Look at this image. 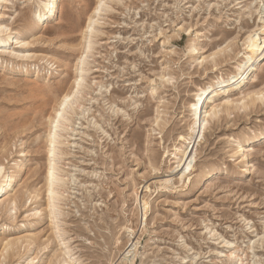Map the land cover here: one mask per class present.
Returning a JSON list of instances; mask_svg holds the SVG:
<instances>
[{
	"label": "rangeland",
	"instance_id": "1",
	"mask_svg": "<svg viewBox=\"0 0 264 264\" xmlns=\"http://www.w3.org/2000/svg\"><path fill=\"white\" fill-rule=\"evenodd\" d=\"M37 3L0 5L20 41L0 52V166L19 173L2 198L16 196L15 207L0 203V264H240L234 254L264 264V96L234 106L240 90L218 87L201 116L213 100L234 102L205 124L191 173L180 179L172 158L198 88L235 70L264 0H107L80 105L56 126L50 160L63 184L52 201L50 117L74 83L96 0H63L46 26H35ZM256 66L245 91L264 95V61Z\"/></svg>",
	"mask_w": 264,
	"mask_h": 264
},
{
	"label": "bare ground",
	"instance_id": "2",
	"mask_svg": "<svg viewBox=\"0 0 264 264\" xmlns=\"http://www.w3.org/2000/svg\"><path fill=\"white\" fill-rule=\"evenodd\" d=\"M5 0H0V5ZM63 0H38V3L36 5L35 10L33 11L34 16V23L35 26H46L47 24L51 23L52 21H55L57 18V12L56 7L59 3H61ZM107 0H96V3L92 9V12L89 14V16H86V23L83 26L84 27V43L82 46V51L79 54V57L77 59V62L75 64L74 69L76 70V75L74 77V83L72 84V87L68 89L67 91L63 92V94L60 97V100L57 103V107L54 109L53 115L50 117V123L52 126L50 127L48 131L47 136V165L44 170L43 175V186L45 191L48 195H52L53 191L55 190L57 185L63 184L62 177L55 174L56 167L51 162L50 157L53 153V143L55 141L56 136V126L58 122H60V118L63 119L65 122L69 121L68 118H65L63 116V111H66V109L70 105H76L79 106L78 100L75 98V95L81 91V85L80 82L82 81V74L85 73L86 68L84 65L87 63L86 59L89 56V53L91 52V49L93 48V31L95 29L94 23L99 18V15L103 11V9L106 7ZM261 4V3H259ZM262 6V4H261ZM260 6V8H262ZM264 11V10H263ZM257 12V11H256ZM258 19L261 21V25L255 29L253 32L248 31L249 33L245 37V44L247 51L243 53V56L241 59L236 63L235 70L232 73H229L225 78H217L218 80L215 83L205 85L203 87H199L198 91L195 94V99H193L192 103L190 104V111H191V118L190 123L188 125V131L185 134L179 135V141L180 145L174 149L172 152L174 162L176 163L175 167H179L182 163V166L180 168V179L183 177L188 176L192 171V162L194 160L195 154H191L192 148L195 145V143H199L201 139L203 138V131L205 129V124L208 122L209 118L215 117L217 115L218 110H220L219 106L221 105V108L224 109L227 113H229L232 103L234 100L230 97H227L225 100L222 101V103H215V100L212 102V106L208 111H203L205 114L201 116L202 108L204 105V102L207 98L209 100H212L217 95L216 91L218 87H227L230 86L232 88H229L227 92L232 91L233 89L240 90L241 95L235 100L234 106L237 104L242 103L245 105L247 101H244L245 99H249L248 103L254 104L256 98L263 97V90L258 91H245V88L250 83L253 76H256L257 74V67L256 64H260L264 61V14L259 10ZM261 34L262 36H259ZM10 41H13L15 43H18L20 41H17V38H15V31L9 28L6 24L2 23L0 21V52H3L4 47L7 43ZM226 47V46H225ZM221 48L219 52L224 50V48ZM197 46H193L191 51L196 50ZM216 53L212 54L215 55ZM16 56H19V54L15 53ZM24 56V55H22ZM259 56V57H258ZM258 57V59H257ZM207 56H201V61L206 59ZM214 65L216 64L215 61ZM214 93L212 96L208 97L209 92ZM260 95V96H259ZM256 96V97H255ZM210 102V101H209ZM259 138V137H255ZM260 141V139L258 140ZM257 142V141H256ZM250 146V145H248ZM196 151V150H195ZM241 156L243 158L247 157L248 154V148H245L242 150ZM171 154V155H172ZM215 169L207 171L205 175L212 176L215 174ZM19 175V173L17 174ZM17 175L14 177H11L7 173H2V166H0V203L1 201L5 202L7 204L6 207L9 205H13L15 207L16 202V196L9 197L6 200H3V195L12 188L13 182L17 178ZM136 192V190H134ZM52 201V197L50 199ZM137 201V200H136ZM140 201V200H139ZM3 202V203H4ZM140 203V202H139ZM50 207H53L52 204H49ZM147 201L142 200V206L144 210H146ZM5 207V208H6ZM145 214V211H144ZM20 240V238L18 239ZM28 240V239H27ZM14 242H11L10 240H6L4 242L3 248L6 249L9 246H11ZM133 247L135 249L136 242L133 244ZM131 252V250H127L126 254H124V258H127V254ZM233 259H238V261L241 263V258L238 257L237 254H234L232 256ZM33 258H29L26 261V264L32 261ZM25 262V261H24ZM132 262V261H131ZM130 262V264H131ZM225 263V262H224ZM19 264V263H18Z\"/></svg>",
	"mask_w": 264,
	"mask_h": 264
}]
</instances>
